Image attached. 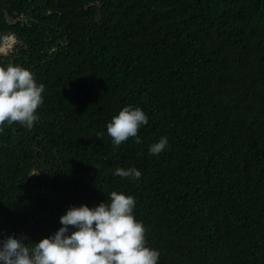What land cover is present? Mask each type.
Wrapping results in <instances>:
<instances>
[{
	"label": "trees",
	"instance_id": "1",
	"mask_svg": "<svg viewBox=\"0 0 264 264\" xmlns=\"http://www.w3.org/2000/svg\"><path fill=\"white\" fill-rule=\"evenodd\" d=\"M0 33V65L44 85L33 128L0 133V240L38 242L118 191L158 264H264V0H0ZM128 105L142 142L114 148Z\"/></svg>",
	"mask_w": 264,
	"mask_h": 264
},
{
	"label": "clouds",
	"instance_id": "2",
	"mask_svg": "<svg viewBox=\"0 0 264 264\" xmlns=\"http://www.w3.org/2000/svg\"><path fill=\"white\" fill-rule=\"evenodd\" d=\"M8 37L14 40V35ZM43 92L44 85L37 84L30 69L13 63L0 65V133L5 124L32 129ZM147 123L148 116L141 108L123 107L107 124L113 147L130 138L140 144L138 133ZM167 145V138L161 137L149 151L158 155ZM114 175L138 179L141 172L116 168ZM135 204L132 196L112 191L107 202L95 207H70L59 218L61 227L38 242L25 243L26 236L12 235L0 240V264H158L160 252L147 246L145 226L133 214Z\"/></svg>",
	"mask_w": 264,
	"mask_h": 264
},
{
	"label": "flooded vegetation",
	"instance_id": "3",
	"mask_svg": "<svg viewBox=\"0 0 264 264\" xmlns=\"http://www.w3.org/2000/svg\"><path fill=\"white\" fill-rule=\"evenodd\" d=\"M0 37L2 38V42L8 41V49L5 52V54H6L12 48L14 40L12 39L11 44H9L10 40H8V38H9L8 33H1ZM0 45H1V43H0ZM2 52H4V50H1V47H0V55H5V54H1Z\"/></svg>",
	"mask_w": 264,
	"mask_h": 264
},
{
	"label": "rangeland",
	"instance_id": "4",
	"mask_svg": "<svg viewBox=\"0 0 264 264\" xmlns=\"http://www.w3.org/2000/svg\"><path fill=\"white\" fill-rule=\"evenodd\" d=\"M8 40H10L9 44H11L12 38H8ZM0 43H1L0 45L1 50H4V53H5L8 49V41L2 42V40L0 39Z\"/></svg>",
	"mask_w": 264,
	"mask_h": 264
},
{
	"label": "water",
	"instance_id": "5",
	"mask_svg": "<svg viewBox=\"0 0 264 264\" xmlns=\"http://www.w3.org/2000/svg\"><path fill=\"white\" fill-rule=\"evenodd\" d=\"M5 16H6V20L8 21V23H12L13 22L10 15H8L6 13Z\"/></svg>",
	"mask_w": 264,
	"mask_h": 264
}]
</instances>
